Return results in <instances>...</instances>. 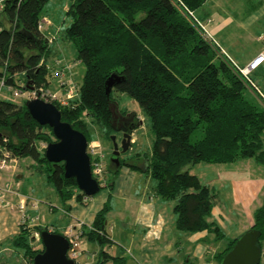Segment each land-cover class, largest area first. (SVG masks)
Masks as SVG:
<instances>
[{
	"label": "trees",
	"instance_id": "1",
	"mask_svg": "<svg viewBox=\"0 0 264 264\" xmlns=\"http://www.w3.org/2000/svg\"><path fill=\"white\" fill-rule=\"evenodd\" d=\"M51 0H8L0 17V80L14 90L49 88L52 84L53 45L39 30ZM207 0H70L71 25L65 39L85 65L78 99L68 106L54 103L63 121L81 131L89 143L112 140L116 133L112 104L114 92L127 94L148 116L153 134L149 151L125 158L120 166H106L101 188H112L107 175L141 157L156 196L175 202V230L179 233L227 238L213 221L217 193L191 173L198 164H232L254 159L264 166V93L256 84V70L247 80L213 41L196 25L190 12L199 14ZM203 21V20H202ZM120 81L109 91L108 80ZM25 100L15 104L0 98V147L22 161L31 158L38 171L63 203L76 198L86 204L75 179L65 177L63 163L45 157L46 147L57 142L49 126L40 125L29 113ZM138 129L135 126L134 130ZM105 157L108 153L105 151ZM129 153V151L127 152ZM126 153V154H127ZM125 154V155H126ZM113 155V153H112ZM112 157V156H111ZM110 206L97 214L84 236L103 248L98 264H126L104 248L108 239ZM261 231L264 249V204L254 212L251 229ZM50 227L26 223L0 248L10 247L20 264H33L44 251L35 234ZM65 236V233L52 230ZM82 238V239H83ZM239 238V237H238ZM238 238L215 256L220 264ZM0 264H7L0 255Z\"/></svg>",
	"mask_w": 264,
	"mask_h": 264
},
{
	"label": "crops",
	"instance_id": "2",
	"mask_svg": "<svg viewBox=\"0 0 264 264\" xmlns=\"http://www.w3.org/2000/svg\"><path fill=\"white\" fill-rule=\"evenodd\" d=\"M68 9V5L64 7L66 13ZM51 11L48 15L62 29V22L57 21L55 16L57 13L60 17V11ZM199 14L203 16V21L209 25V29L215 32L224 45L244 44L245 35H251V31H257L255 34L259 37L258 40L263 38L262 48L257 56L264 53V0L258 2L254 0H207ZM62 19L64 21L66 17ZM237 30L243 32L236 35ZM224 39L233 41L226 44ZM64 61H68L66 57ZM50 63L53 68L58 67V63L54 64L52 59ZM67 65L66 63L60 67L66 69L67 72L69 71ZM259 68L255 74V81L264 93V63ZM50 69L52 72L53 69ZM140 129L134 130L132 145L129 153L124 154L125 158H132L146 152L141 144ZM152 143L153 139L147 144L148 151ZM104 149L108 151L105 146ZM232 164L236 166L226 168ZM232 164H222L225 166L223 167L221 164L201 163L196 165L191 173L197 175L218 195L212 220L225 229L238 225L241 229L239 236H235L238 238L254 225V212L262 206V201L264 202V173L258 172L259 166L263 165H259L254 159L240 160ZM30 165L29 172H32ZM131 165L136 168L125 165L114 179L107 175L108 181H112L110 183L112 188L101 189V192L89 198L86 204L78 202L76 198L63 203L58 197L60 208L51 201L55 190L49 191L51 194L48 196H41L39 192L30 188L26 189V182L29 179L24 180L25 175L22 174L21 168L16 176L17 183L12 181L8 172H0V187L10 188L16 192L7 195V204L0 201V245L19 234L21 230L22 215L18 209V203L22 196L29 199V216H39L40 221L46 222V226L51 230L62 233H65L66 229L72 225L86 231L90 230L97 214L108 203L110 212L107 231L111 244L106 246L104 251L111 257L125 258L126 264H201L204 262L205 264H216L214 258L219 252H215L214 258H209L208 252L209 246L215 241L214 235L207 232L193 235L177 232L175 230V202L165 201L155 195L152 180L146 175L144 169L141 170L146 165L144 158L133 159ZM20 166L22 167V164ZM34 200L41 202L37 209L31 208V202ZM43 205L47 208V215ZM57 210L61 213L60 217L48 221L49 214L52 217ZM82 244L85 251L82 263L98 264L100 253L103 250L101 245L87 236L82 239ZM8 252L17 255L10 247L0 248V255L3 257ZM107 264H113V262L110 261Z\"/></svg>",
	"mask_w": 264,
	"mask_h": 264
},
{
	"label": "rangeland",
	"instance_id": "3",
	"mask_svg": "<svg viewBox=\"0 0 264 264\" xmlns=\"http://www.w3.org/2000/svg\"><path fill=\"white\" fill-rule=\"evenodd\" d=\"M254 1L258 2L259 0H254ZM67 5L70 6V0H51L46 6L47 15L44 16L45 19L51 22V25L47 26L49 28L46 27L47 29L45 30V33L50 39L54 38V41L52 42L54 50H53L51 59L53 60L54 64L57 65L58 63L57 65L58 67L56 68H53L52 67L53 65L51 66V68L53 69L52 70V73H53L52 81L53 82L51 86L47 89L51 92L58 93L59 95H62V93H64L61 87H62L63 81H66V79H71L72 83L74 84V86H76L77 91L79 92L80 84L83 83V79H84V75L86 71L85 65L77 61L76 49L74 45L65 39V32L67 31L68 27H70L71 25V19L67 16V13L64 10V7ZM51 10L60 11V14H61L60 17H59V14L57 13L55 16L57 18V21H59L60 23L62 22V29L59 28L61 26H57L56 23L53 21V19L48 15V12L50 13L52 12ZM195 15H196V18L203 20V16L201 14L197 13ZM64 17H66V19L63 21L62 18ZM208 26L209 25L207 24V29L210 31L211 35L215 38L217 44L219 45L218 46L219 49L223 53H225L224 55L228 59L231 58L233 61H235V63L239 67H245L250 62H252L254 60L253 58L257 56V54L262 48L261 42L263 41V38L261 40H258L259 37L255 34V32L257 31H251V35L246 34L244 38L245 40L244 44L224 45L222 44V41L218 39L217 35H215V32L212 29H209ZM242 32L243 31L237 30L235 31V34L239 35ZM224 40L226 44L227 42L233 41V40L229 41V39H224ZM65 57L68 60L67 62L64 61ZM251 59L253 60L251 61ZM62 62H64L63 64H66V63L68 64L67 66L69 68V71L66 72L65 71L66 69H63V67H60L63 65ZM61 69H63L62 72L64 73H61L60 71ZM235 70L238 72L237 68H235ZM252 77H254V75H252ZM0 98L7 100L9 102L15 103V104H22L25 102V99L15 97L14 92L11 89H3L2 91H0ZM113 98H114V102L112 104L111 109L113 112V124L116 129V133L112 134V136H116L117 142L121 144L122 134L124 133V130L129 129L133 126H138V128H141L140 129L141 144L143 145V149L147 152L148 151L147 144H149V142H151L153 139V134L150 129L151 124H150V120L148 116L141 110L138 103L134 101L132 98H130L127 94H123V93H119L115 91L113 94ZM101 139L104 142V145L108 150L107 151L108 155H106L105 160H104L105 165L108 167L111 162V158H112L111 156L113 153V141L107 138H101ZM94 141L102 144L100 140H94ZM103 149H104V146H103ZM248 161L252 163L254 162L252 160H248ZM33 162L34 161L31 158L23 159L22 163L20 162V160H18L17 169L13 171L12 170H9V171L4 170V171L8 172V174L10 175L14 183H17L16 176L18 173H20V170L22 169L23 171L22 174L25 175L24 180L29 179V181L26 182L27 183L26 189L28 190L30 188L31 190H34L37 193L39 192L41 196H48L51 194V192L49 191H54V189L52 186H50L48 183L45 182L44 178L41 177L38 171L29 172V165ZM20 164H22V167L20 166ZM238 165H242V164H238ZM221 166L223 165L221 164ZM221 166H216V167H221ZM235 166L236 165L233 166L232 164L231 166H226V168L235 167ZM251 169L255 170L253 168ZM259 169L260 170H258V172L261 171L262 173H264V166H259ZM0 172L2 173L3 171L0 170ZM12 193H15V192H12ZM51 198H52L51 201L53 202V204L57 206L58 208H60V201L58 200V196L56 192L53 194ZM263 204L264 202L262 201V205ZM43 209H44L45 214L47 215V208L45 205H43ZM60 215L61 213H59V210H57V213L55 215L52 214V217L49 214L48 221L52 219H57L60 217ZM38 224L46 226V222L44 221H38ZM57 224L59 225L60 223H57ZM234 226L235 227L229 226L226 229L224 227H223L224 229L222 228L224 233L227 235V238L226 240L224 239L219 242L214 241V243H212V245L209 246V250H208L209 258H214L215 252L217 251L221 252L222 250L226 248L230 240H233V238H235V236L237 235L239 236L240 234L239 232H241V229L238 228V225H234ZM20 259L22 258H19L17 255L13 254L12 252H8L3 257V260L7 261V264H20L22 263ZM201 264H205V262ZM260 264H264V262H261Z\"/></svg>",
	"mask_w": 264,
	"mask_h": 264
},
{
	"label": "water",
	"instance_id": "4",
	"mask_svg": "<svg viewBox=\"0 0 264 264\" xmlns=\"http://www.w3.org/2000/svg\"><path fill=\"white\" fill-rule=\"evenodd\" d=\"M119 81L117 76L111 77L107 82L108 90L110 91ZM26 107L34 120L53 130L57 139V142L46 147L47 160L53 164L63 163L65 177L75 179L79 190L87 198H93L101 192L100 182L93 176L92 160L88 153L89 141L85 134L63 121L62 112L54 103L32 99L26 102ZM134 128L135 126L124 130L121 144L117 142L116 136H112L111 160L117 167L121 164L118 158L131 148ZM261 235V231L254 228L243 233L220 264H260L262 261ZM40 236L44 251L34 257L33 264H76L68 257L70 242L66 236L49 230H42Z\"/></svg>",
	"mask_w": 264,
	"mask_h": 264
},
{
	"label": "built area",
	"instance_id": "5",
	"mask_svg": "<svg viewBox=\"0 0 264 264\" xmlns=\"http://www.w3.org/2000/svg\"><path fill=\"white\" fill-rule=\"evenodd\" d=\"M8 0H0V17L4 13L6 8V2ZM190 16L193 18L194 22L197 24L199 29L202 30L205 37L208 40H211L214 42L215 45L219 46L215 40V38L211 35L210 31L207 29V23L204 21L196 18L195 13L190 12ZM51 22L45 18H43L42 22L39 24V30L45 32V30L50 26ZM47 27V28H46ZM50 43L54 41L53 39L49 38ZM223 53V52H222ZM225 54V53H223ZM232 62L233 66L238 69V72L241 76L246 78L247 80H250V77L252 73L257 70L263 63H264V53L260 54L258 57H256L252 62H250L245 67H239L235 61H233L231 58H229ZM61 73H64L61 71ZM63 75V74H61ZM3 89H11L14 92V96L17 98H23L25 100H32V99H42L47 102L51 103H58L62 106H68L72 102L76 101L79 97L78 91L76 86L72 83L71 79H66V81H63L62 83V95H59L58 93L51 92L45 87H37L29 90H14L10 87H7L5 85V80H0V91ZM88 153L92 160V172L94 178H96L98 181L105 180L106 175V165L104 163L105 160V153L104 149L101 143L92 141L89 143L88 146ZM18 166V159L13 156V154L6 148L0 147V170L9 171V170H15ZM15 192L11 190L10 188H2L0 187V201L2 203H6V198L9 193ZM16 193V192H15ZM83 192H81L82 194ZM21 196V195H19ZM85 202L89 201V198L84 199ZM40 201L34 200L31 202V208L37 209L40 205ZM18 209L21 212L22 219H21V225H24L26 223H30L32 225H35L38 223V221L41 220L39 216L31 217L28 215L29 211V199L27 197L22 196L20 202L18 203ZM52 232V230H50ZM65 236L68 238L70 242V248L68 251V257L76 262V264H83L82 260L84 258V249L82 244V238H83V232L81 229H79L76 225H72L68 227L65 231ZM35 237L37 240L41 239L40 233L35 234ZM264 262V249L262 250V261Z\"/></svg>",
	"mask_w": 264,
	"mask_h": 264
},
{
	"label": "bare ground",
	"instance_id": "6",
	"mask_svg": "<svg viewBox=\"0 0 264 264\" xmlns=\"http://www.w3.org/2000/svg\"><path fill=\"white\" fill-rule=\"evenodd\" d=\"M252 60V59H251Z\"/></svg>",
	"mask_w": 264,
	"mask_h": 264
}]
</instances>
